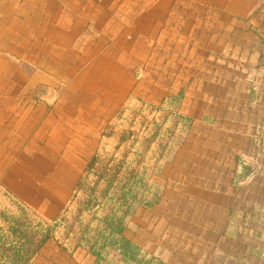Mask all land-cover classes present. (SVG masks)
Instances as JSON below:
<instances>
[{
    "label": "rangeland",
    "instance_id": "rangeland-1",
    "mask_svg": "<svg viewBox=\"0 0 264 264\" xmlns=\"http://www.w3.org/2000/svg\"><path fill=\"white\" fill-rule=\"evenodd\" d=\"M128 1L0 0V264H171L124 242L110 217L136 219L135 229L170 219L161 200L175 179L170 164L186 143L197 146L193 137L206 132L198 125L216 122L217 105L202 118L201 96L154 94L147 64L134 62L144 44L152 53L153 25L128 7L130 20L111 21ZM122 51L127 78L115 79L106 57ZM222 107L230 117L237 109ZM256 149L232 183L258 189L259 216L237 226L242 248L264 259V137ZM224 176L211 168L201 178L212 187Z\"/></svg>",
    "mask_w": 264,
    "mask_h": 264
},
{
    "label": "crops",
    "instance_id": "crops-1",
    "mask_svg": "<svg viewBox=\"0 0 264 264\" xmlns=\"http://www.w3.org/2000/svg\"><path fill=\"white\" fill-rule=\"evenodd\" d=\"M126 7L130 13L136 9L141 24L153 25L152 53L144 44L134 62L147 64L143 75L155 81L154 94L177 95L185 89L201 96L200 117L214 116L215 104L218 119L198 125L205 135L193 137L197 146L186 143L170 164L175 179L170 178L161 199L170 219H145L138 229L136 219H127L123 237L171 264H261L258 248H242L246 237L237 226L246 222L247 213L249 223L259 216L258 189L232 180L242 173L241 160L259 156L256 142L264 137V0H132L114 6L119 17L111 21L130 20ZM124 54L106 57L110 72L120 73L115 79L127 78L121 74L131 57ZM222 103L235 105L233 117ZM225 161L232 162L229 168ZM211 168L225 175L217 179L218 186L201 178ZM187 176L197 185H188ZM165 228L168 245L160 241ZM247 239L257 246L255 233Z\"/></svg>",
    "mask_w": 264,
    "mask_h": 264
},
{
    "label": "trees",
    "instance_id": "trees-1",
    "mask_svg": "<svg viewBox=\"0 0 264 264\" xmlns=\"http://www.w3.org/2000/svg\"><path fill=\"white\" fill-rule=\"evenodd\" d=\"M109 222H110L109 225H110L111 228L117 229L118 234H119V236H121L122 240H123L124 242H126V243L132 245L131 242H129L128 240H126V239L123 237V232H124V230H125V226H124L123 220H120L119 218H116V217H110V221H109ZM116 226H118L119 228H117ZM120 226H121V228H120ZM49 238H50L49 233L46 234V235H44L43 239L39 242L38 247H39L40 245H43L45 242H47V240H49Z\"/></svg>",
    "mask_w": 264,
    "mask_h": 264
},
{
    "label": "bare ground",
    "instance_id": "bare-ground-1",
    "mask_svg": "<svg viewBox=\"0 0 264 264\" xmlns=\"http://www.w3.org/2000/svg\"><path fill=\"white\" fill-rule=\"evenodd\" d=\"M25 34V33H24ZM32 37V36H31Z\"/></svg>",
    "mask_w": 264,
    "mask_h": 264
}]
</instances>
